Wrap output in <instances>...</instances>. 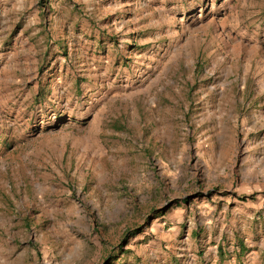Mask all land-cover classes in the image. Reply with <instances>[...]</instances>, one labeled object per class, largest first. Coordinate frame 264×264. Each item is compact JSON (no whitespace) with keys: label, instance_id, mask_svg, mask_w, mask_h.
I'll list each match as a JSON object with an SVG mask.
<instances>
[{"label":"rangeland","instance_id":"1","mask_svg":"<svg viewBox=\"0 0 264 264\" xmlns=\"http://www.w3.org/2000/svg\"><path fill=\"white\" fill-rule=\"evenodd\" d=\"M0 264H264V0H0Z\"/></svg>","mask_w":264,"mask_h":264},{"label":"trees","instance_id":"2","mask_svg":"<svg viewBox=\"0 0 264 264\" xmlns=\"http://www.w3.org/2000/svg\"><path fill=\"white\" fill-rule=\"evenodd\" d=\"M247 196H239L238 198L240 199V200H243V199H245Z\"/></svg>","mask_w":264,"mask_h":264}]
</instances>
